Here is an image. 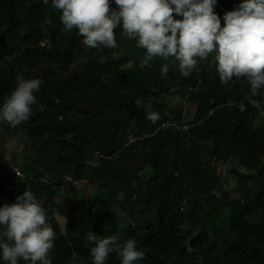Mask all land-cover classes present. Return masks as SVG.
<instances>
[{
	"label": "trees",
	"instance_id": "16d2710c",
	"mask_svg": "<svg viewBox=\"0 0 264 264\" xmlns=\"http://www.w3.org/2000/svg\"><path fill=\"white\" fill-rule=\"evenodd\" d=\"M240 3L218 0L215 12L222 27L224 14ZM62 29L60 12L43 0H0V60H10L0 63V104L16 87L18 76L43 81V89L34 93L37 99L44 89L66 95L58 103L66 106V121L55 104H48L15 127L0 123L4 139L26 133L34 156L19 177L1 163L0 155V194L9 190L6 204L11 205L30 189L40 201L55 232L52 264H91L85 239L89 231L102 238H135L145 253L141 264H264V88L252 96L246 78L221 83L211 56L188 77L169 61L164 78L165 61L144 63L145 50L120 27L114 29L115 48L95 49L81 43L76 29ZM44 38L50 40L47 47L40 46ZM83 53V66L70 68L63 77L50 67L36 73L46 61L66 67ZM231 87L237 90L234 97L220 93ZM77 92L87 108L73 106ZM166 96L196 105L194 119L185 120L183 108L164 103ZM31 107L33 111L36 104ZM146 112H157L160 119L153 124ZM81 121L86 124L77 125ZM164 123L170 125L161 128ZM132 137L137 140L130 142ZM233 157L238 162L232 172L235 183L247 188L239 199L225 190L228 179L218 171L219 164ZM146 176V189H138ZM85 182L96 187L87 201L79 199L77 186ZM62 191L68 193V206L56 202ZM99 204L106 209L101 215L95 212ZM112 205L126 212L124 229L112 215ZM57 213L67 218L64 230ZM107 264L120 260L110 254Z\"/></svg>",
	"mask_w": 264,
	"mask_h": 264
},
{
	"label": "clouds",
	"instance_id": "9594fccd",
	"mask_svg": "<svg viewBox=\"0 0 264 264\" xmlns=\"http://www.w3.org/2000/svg\"><path fill=\"white\" fill-rule=\"evenodd\" d=\"M43 4L59 11L62 30L76 29L83 37L81 43L89 48H115L114 29L120 27L127 39L145 50L144 63L154 58L165 61L164 78L169 61L188 77L211 56L221 83L246 78L252 96L264 88V0H242L236 10L224 14L223 27L215 12L218 0H43ZM42 83L39 78L18 76L16 87L0 104V123L15 127L27 121L37 102L34 93ZM146 119L155 124L160 116L146 112ZM85 239L91 264H107L110 254L120 264H141L145 259L135 238L122 241L119 234L102 238L89 231ZM54 241L46 212L30 189L15 203L0 207V261L4 264H18L21 259L26 264H52Z\"/></svg>",
	"mask_w": 264,
	"mask_h": 264
},
{
	"label": "rangeland",
	"instance_id": "374dc122",
	"mask_svg": "<svg viewBox=\"0 0 264 264\" xmlns=\"http://www.w3.org/2000/svg\"><path fill=\"white\" fill-rule=\"evenodd\" d=\"M111 7H113V6L111 5ZM27 32H28L27 29L23 30L24 34H26ZM118 54H119V52L116 53V55H118ZM9 61H7V62H9ZM84 61H86V53L78 54L76 60H74L70 66L61 67L58 65H54L53 63H50L49 61H46L45 63L41 64L38 69H35V70H36V73L38 75H40V73L45 69V67H50L58 77H63V76H65L66 72L70 70V68L71 69H73V68L77 69V68L82 67L84 64ZM7 62H5L4 60H0V63L2 65H4V63L6 65ZM130 65L131 64H129V66ZM15 69H16V71H19V69H17V68H15ZM34 78H36V77H34ZM40 88L43 89V86L41 85ZM44 90H46L47 92L43 93V90H42V99H37L36 107L32 111L31 116L32 117L36 116L37 113L44 110L45 109L44 107H47L48 104H51V105L55 104L54 109H55L56 113L58 114V116L63 121H66V112L64 111L66 106L64 104L58 105V103L59 102L61 103V101L64 99V96L66 99V95L63 93V94H61V97H58L57 96L58 93H56V91L52 92L50 89H44ZM86 90L89 91V89H86ZM223 91L225 93L230 92V95H232V97H234V95H236V93H237V90H235L233 87L229 88L228 91H227V88L221 89L220 93H222ZM74 95H72L75 98L73 101V106H75L76 108H82V109H85L88 107V102L84 101L82 98H80L78 95V92ZM232 101H233V99L231 100L230 104L234 105V103ZM67 102L68 101L66 100V105L68 104ZM164 103H166L171 108H178V107L183 108L185 120L191 121L194 119V116H195L196 110H197L196 105L191 104V103L187 102L186 100L185 101L181 100L177 96H166ZM59 107H62V112H59ZM148 108L150 111H154V109L152 110L151 106H148ZM85 124H86V122L85 123L82 121L77 122V125H85ZM260 124H261V121L258 119L256 125L260 126ZM5 139H7V140H5ZM5 139L3 136L0 137V151H2V152H0V155H1V157H3V159H1V163L3 164L4 162H6V164L9 166V168L10 169L12 168V170H14L16 168H20L22 170V167L24 168L27 165L31 166L34 156H33V153H31V151H30L29 141H26V143H25V139H27L26 133H20L18 137L17 136H14V137L13 136H7V137H5ZM1 144H3V145H1ZM2 148H4V149H2ZM206 158H208V156L204 154V159H206ZM236 166H238V162H237V159H235L233 157L230 160L226 161L225 163L219 164L218 165V171L223 177L228 179V183L226 184L225 190L227 192L231 193L235 198L239 199L245 193L247 188H243L241 186H238L235 183V180L232 176V172L236 168ZM242 171H244V170L242 169ZM149 178H150V176H146V178L142 182V184L137 185V188L141 189V190L146 189ZM77 186L81 189V190H79L81 192L79 199H84L87 201V200L92 199L94 197V195L96 194V187H92L91 185H88L86 182L85 183H79ZM63 188L68 189L65 185ZM6 192H7L6 194H4V193L2 194V192L0 194L1 195L0 207H2L4 204H6V202L10 198V194H9L10 191L7 190ZM69 193H70V190H69ZM67 197H68V193L66 191L65 192L62 191L59 193L58 197L56 198V202L61 206H68L67 202H66ZM112 206H113V208L111 209V212L113 213L112 215H114V218L118 220L121 228L124 229L129 222V218L127 217L126 212H124L122 209L115 207L114 205H112ZM104 210L106 211V209L101 204H99L97 206V208L95 209V212L98 215H101L104 212ZM57 216L59 218V224L62 227V229L64 230L65 226H66L67 218L64 216H60L59 213H57ZM64 248H65V244L63 243L62 245L58 246L55 249V252L57 254H60Z\"/></svg>",
	"mask_w": 264,
	"mask_h": 264
},
{
	"label": "built area",
	"instance_id": "2783aa9c",
	"mask_svg": "<svg viewBox=\"0 0 264 264\" xmlns=\"http://www.w3.org/2000/svg\"><path fill=\"white\" fill-rule=\"evenodd\" d=\"M174 16H175V14H174ZM175 18H177V17H175ZM46 27H43V29H42V32L43 33H46ZM49 45V39L48 38H44L42 41H41V43H40V46L41 47H47ZM192 90V89H191ZM254 105H257V103H254ZM213 113V111H210V115ZM170 124L169 123H164V124H162V126H161V128H167L168 126H169ZM188 128H185V130H187ZM137 139L136 138H131V140H130V142H135ZM95 166L97 165V163H95L94 164ZM14 172L16 173V175L17 176H19V177H22L23 176V173H22V171H21V169L20 168H16V169H14Z\"/></svg>",
	"mask_w": 264,
	"mask_h": 264
}]
</instances>
